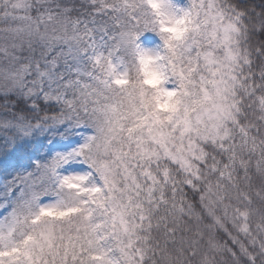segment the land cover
<instances>
[{"label":"snow or ice","instance_id":"snow-or-ice-1","mask_svg":"<svg viewBox=\"0 0 264 264\" xmlns=\"http://www.w3.org/2000/svg\"><path fill=\"white\" fill-rule=\"evenodd\" d=\"M0 23V264H145L147 252L179 260L170 244L200 253V264L219 253L264 264V224L253 231L249 207L231 203L235 173L249 186L253 166L264 174V152L248 158L256 138L242 130L239 144H220L228 155L211 165L215 184L193 165L208 157L191 139L206 115L217 133L233 118L219 103L211 48L226 42L235 64L233 40L264 33V0H0ZM252 51L264 55V45ZM153 145L187 173L199 204L175 183L172 203L148 189L155 210L164 205L163 240L133 249L121 239L130 209L148 231L152 215L134 202L130 164L158 158Z\"/></svg>","mask_w":264,"mask_h":264},{"label":"clouds","instance_id":"clouds-1","mask_svg":"<svg viewBox=\"0 0 264 264\" xmlns=\"http://www.w3.org/2000/svg\"><path fill=\"white\" fill-rule=\"evenodd\" d=\"M220 3L223 0H219ZM185 5L189 0H184ZM260 0H254V5H259ZM200 7V5H198ZM201 18L204 11L207 10V3L203 6ZM251 39L247 42L234 39L231 45L232 54L239 57L235 64L229 63L228 48L226 42H213L211 51L214 53L218 64V72L220 75L217 79L222 80L221 88L223 90V99L219 103L225 107L232 106L233 118L222 123L219 132L213 127L214 121L205 116L207 128L201 126L199 134L192 133L191 139L199 146L198 151L207 154V160L194 159L193 165L199 167L201 175L207 182L215 184L219 179L211 171L213 161L225 162L224 157L227 152L222 151L220 144L231 147L233 141L239 144L242 141V130H246L249 137L256 138V148L254 156L249 159L255 160L261 157L264 152V55L257 56L252 49L259 48L264 45V33L255 31L250 32ZM222 40V38H221ZM163 63V62H161ZM206 74V73H205ZM173 79L170 78L166 82V86H172ZM225 133L227 134L225 136ZM179 137V133H177ZM207 137V139H205ZM213 137H223V139H213ZM179 143V140H177ZM153 148L159 153V157L151 161L133 160L130 166L133 168L136 181L140 185L138 194L134 197L135 203L143 205L144 209L150 210L152 215V230L141 228L138 223L139 211L130 209L128 216V229L121 236V239L133 249L153 247L156 243H162L163 229H157L156 225L161 216L165 215L164 205H160V210H155V204L148 197V189L154 187V199L158 201L159 196L163 193L165 198L172 203L174 197L172 194L173 183L175 187L182 192L187 193V199L199 204V193H193L190 188L184 186L187 173L176 163L166 158L163 149L153 145ZM146 170H150L146 173ZM252 176L253 182L249 186L244 180V174L235 173L238 176L239 191H233V199L231 203L235 207H249L250 223L255 231V225L264 224V174L257 177L253 166ZM121 186L126 181L121 177ZM226 185L227 182L221 181ZM204 185L201 184L203 190ZM238 197H242L238 199ZM180 192L175 194V200H179ZM250 202V203H249ZM177 245H168V252L172 257L179 256V260H169L163 257L159 252L155 256L151 252H147L145 264H200V253L193 257L186 248L183 254L176 251ZM214 264H231V260L227 253H219L215 255Z\"/></svg>","mask_w":264,"mask_h":264},{"label":"trees","instance_id":"trees-1","mask_svg":"<svg viewBox=\"0 0 264 264\" xmlns=\"http://www.w3.org/2000/svg\"><path fill=\"white\" fill-rule=\"evenodd\" d=\"M4 25L2 23H0V27H3Z\"/></svg>","mask_w":264,"mask_h":264}]
</instances>
